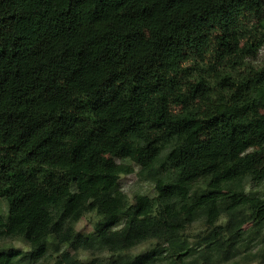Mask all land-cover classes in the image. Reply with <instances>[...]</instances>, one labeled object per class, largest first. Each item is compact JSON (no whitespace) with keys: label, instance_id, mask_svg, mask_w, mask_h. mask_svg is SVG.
<instances>
[{"label":"trees","instance_id":"1","mask_svg":"<svg viewBox=\"0 0 264 264\" xmlns=\"http://www.w3.org/2000/svg\"><path fill=\"white\" fill-rule=\"evenodd\" d=\"M262 47L264 0H0V264H264Z\"/></svg>","mask_w":264,"mask_h":264},{"label":"rangeland","instance_id":"2","mask_svg":"<svg viewBox=\"0 0 264 264\" xmlns=\"http://www.w3.org/2000/svg\"><path fill=\"white\" fill-rule=\"evenodd\" d=\"M257 61L258 63L264 61V47H262V49L260 50ZM120 182L123 190L130 197L131 201L134 200V197L137 193H146L150 196H154L156 194L153 183L149 182L148 180L141 179L137 173H132L130 175L122 176ZM247 189L250 192L258 193V194H263L264 191V187L262 185H255L252 183H248ZM1 204L2 207L5 209L6 203L2 200ZM4 214L6 215L7 211L4 212ZM96 219L97 218L94 213L87 214L77 224V230L85 234L94 231V223ZM250 227H251V223H248L245 226L246 229H250ZM204 233H205V225L202 220L193 223L191 226H189L187 230V234L193 242H196L198 237ZM258 240L261 241L258 242V244H256L255 247H252V249L250 250L251 252L257 251L260 248V245L263 244L262 241L264 242V231H262V233L256 237V241ZM155 245H156L155 241H148L138 245L128 253L133 256L146 253L147 251L151 250ZM9 248L21 249L24 252H27L29 250V247L25 243L19 240L6 239L0 242V249H9ZM74 253L75 250L73 248L69 246H64L61 250L60 258L62 261H67L72 255H74ZM78 255L83 262H87L89 264H100V263L106 264L108 258L111 257L108 252L91 253L84 250L80 251ZM249 259L250 258L246 257L244 254L238 256L237 258L233 259L231 262L227 264H260L259 261H252ZM56 260H57V255L56 254L51 255L50 253V256H47L46 258L38 262L29 261L28 256H26V258L23 261L25 264H55Z\"/></svg>","mask_w":264,"mask_h":264}]
</instances>
